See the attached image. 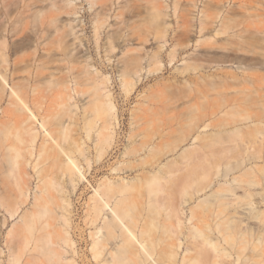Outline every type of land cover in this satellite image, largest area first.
<instances>
[{
  "label": "bare ground",
  "instance_id": "6f19581e",
  "mask_svg": "<svg viewBox=\"0 0 264 264\" xmlns=\"http://www.w3.org/2000/svg\"><path fill=\"white\" fill-rule=\"evenodd\" d=\"M22 1L0 0V229L8 216L18 218L6 233V250L0 240V264H264V73L248 72L251 68L244 65L258 59L236 49L213 58L216 104L209 103L199 120L222 112L213 122L202 121L215 131L195 137L199 144L179 155L182 166L168 161L164 168L145 171L150 160L144 156L134 165L126 161L111 168L114 174L142 171L135 178L112 172L105 176L81 203L85 211L75 221L68 194L86 177L82 159L88 167L91 160L74 132L84 129L94 142L93 170L104 167L113 144L109 130L115 106L107 89L111 78L93 69L74 31L75 17L62 18L75 14L76 7L71 11L66 0H50L27 12ZM89 2L98 5L101 0ZM94 18L98 37L105 14L99 10ZM150 22L157 26V12ZM225 31L221 27L216 33ZM247 31L248 38L264 45L258 29ZM145 35L126 39L134 36L139 47L130 58L135 67L122 70L125 93L137 84L133 75L145 58L139 52ZM235 36L240 44L245 41L242 34ZM109 43L105 55L111 61L114 46ZM162 46L159 41L151 55L153 70L160 68ZM201 52L209 57L207 50ZM170 56L174 58V50ZM70 81L88 98L81 128L73 123L76 103L70 101ZM7 88L9 99L3 105ZM44 91L53 93L45 105L40 99ZM244 137L250 144L243 148ZM146 147L142 141L124 154L135 157ZM34 174L38 182L30 197ZM202 195L185 216L182 205Z\"/></svg>",
  "mask_w": 264,
  "mask_h": 264
},
{
  "label": "rangeland",
  "instance_id": "374dc122",
  "mask_svg": "<svg viewBox=\"0 0 264 264\" xmlns=\"http://www.w3.org/2000/svg\"><path fill=\"white\" fill-rule=\"evenodd\" d=\"M49 2L50 0H23L21 8H25L27 12H33L40 10ZM63 2L67 3L66 6L69 9L76 7L78 10L75 14H63L62 18L75 17L73 22L77 25L74 31L82 39L83 52L90 55L89 60L95 64L93 69L98 71L99 76L108 74L111 78L107 89L111 93L115 106L113 109L115 118L109 130L113 134V144L108 150L109 155L104 159V167L100 168L102 170H93L96 164L94 142L89 137L86 138L84 129L74 132L81 138L80 141L86 147L85 151L91 160V166L88 167L82 159L81 170L86 177L80 179L78 189L75 188L74 192L68 194L71 202L68 208L71 210L72 219L79 221V215L85 211L81 203L91 196L101 179L109 176L111 172L116 177L127 175V178H135L142 171L138 169L132 173L120 171L114 174L115 171H111L113 168H117L126 161L134 165L144 156H148L150 160L145 171L152 172L164 168L168 161H177V165L182 166L179 163V155L184 149L199 144L195 137L215 131L209 127L205 128L202 121L213 122L222 112L209 119L202 117L199 120L209 103L216 104L217 94L211 80L212 73L218 70L213 58L236 49L241 55L258 59L256 63L244 64L251 68L248 72L264 73V45L248 38L247 31L248 28L258 29L259 33L264 35V0H101L98 5H91L89 0ZM99 10L105 14V23L96 37L94 17ZM156 12L158 13L157 26L150 22L151 15ZM201 20L202 30H200ZM221 27L226 31L216 33ZM127 28L132 29L133 33L130 34ZM159 29L161 33H157ZM140 32L143 35L146 34L144 46L139 50L140 53H144L145 58L141 62L139 73L133 75L137 84L131 91L125 93L121 81L122 70L125 67L131 69L135 67L130 58L135 55V49L139 47V41L134 36L130 41L126 39ZM237 33L246 37L242 44L235 36ZM110 41L114 46L110 53L111 61L108 60V55H105ZM159 41L163 45L159 52L160 68L153 70L151 55ZM240 45L242 49H238ZM127 48V52L124 53ZM202 49L207 50L206 54L209 57L203 55ZM173 50L175 56L171 59L170 54ZM207 66L210 68L205 69ZM228 68L224 67L223 70ZM70 86L72 94L70 101L76 103V106H72L76 119L73 123L75 127L81 128L84 124L82 106L88 98L75 91L73 81H70ZM199 90H203V93ZM226 91L233 92L234 89L228 88ZM44 93V97L40 98L43 105L47 104L53 95L51 91H44ZM9 94L10 88H7L3 105L8 103ZM199 94L206 97H201ZM249 112L252 113L253 110L249 109ZM197 123L202 125L197 127ZM245 124L250 123L247 121L242 125L245 127ZM246 138L244 137L245 140L241 142L243 148L250 144ZM142 141H146L147 147L135 157H127L124 154L127 147L139 145ZM153 146L157 149L155 152L152 151ZM34 156L35 154L32 158ZM183 170L177 173H182ZM30 171L33 173V170ZM87 179L90 182L96 181L90 186ZM37 182L38 178L34 174L31 178L30 197L36 190ZM81 197L83 199H80ZM200 197L203 195L194 197L182 205L185 216L186 214L187 217L190 216L189 208L194 206ZM1 213L2 211L0 215ZM16 220L18 218L13 219L8 216L5 224L1 226V246L5 250L6 233ZM186 225V228L191 225L188 220ZM88 239H90L89 236ZM80 246L86 247L85 244Z\"/></svg>",
  "mask_w": 264,
  "mask_h": 264
}]
</instances>
